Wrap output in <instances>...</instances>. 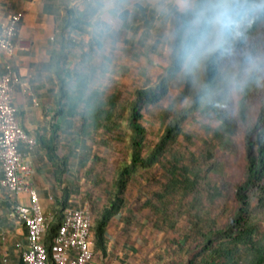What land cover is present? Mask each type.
<instances>
[{"label":"trees","instance_id":"16d2710c","mask_svg":"<svg viewBox=\"0 0 264 264\" xmlns=\"http://www.w3.org/2000/svg\"><path fill=\"white\" fill-rule=\"evenodd\" d=\"M132 5L136 18L142 7L137 0ZM74 11L69 9L57 22L50 70L58 90L48 122L51 130L38 134L37 142L60 184L69 163L58 146L59 119L76 121L77 139L96 142L101 134L99 143L105 137L125 142L129 158L117 167L108 201L95 213V248L106 251L107 226L129 206L134 174L160 167L156 190L141 205L156 218L159 229H176L180 215L186 224L184 231L176 229L167 248L172 256L163 264H264V0H193L184 9L173 8L169 64L153 82L126 96L104 86V64L95 62L111 33L125 36L126 30L107 32ZM112 16L108 22L116 19ZM118 17L129 26L124 16ZM172 87L181 89V102L167 110L162 133L148 144L143 109L158 105ZM202 112L215 116L220 122L217 133L227 136L228 147L241 158L239 178L212 179L222 168L212 143L202 158L179 149L187 120ZM122 126L123 134L117 132ZM221 200L224 205L215 213L213 206ZM70 205L71 192L62 188L44 237L49 264H56L54 241Z\"/></svg>","mask_w":264,"mask_h":264},{"label":"crops","instance_id":"0c3cea01","mask_svg":"<svg viewBox=\"0 0 264 264\" xmlns=\"http://www.w3.org/2000/svg\"><path fill=\"white\" fill-rule=\"evenodd\" d=\"M189 1L178 0L179 4ZM109 3L110 0H0V23L14 11L24 12L18 25L14 53L1 55L0 71L8 61L23 77H29L28 84L16 85L13 100L20 125L36 140L38 134L51 130L48 122L53 115L58 90L57 79L50 70L51 55L56 45L51 35H55L57 22L66 17L69 9H74L76 15H82L103 27L99 22L113 19L112 14L116 15L115 20H119L121 14L117 4ZM58 122L61 123L58 146L60 153L68 157L69 163L63 184L56 180L52 163L38 142L31 150H28L25 143L21 144V149L29 153L33 160L32 179L47 222L56 212V200L62 194V188L67 187L71 192L70 206H82L89 202L94 211L98 212L108 201L96 188L93 189L95 186H91L88 191V187L78 185V182L84 180L73 170L78 149L77 123L61 119ZM2 176L0 163V178ZM17 200L26 202L27 195L15 196L0 185V264H23L22 255L28 248L27 229L16 217L12 207ZM133 213L128 206L114 214L106 229V251L94 246L91 264H163V257L157 259L155 236L150 230L147 231V227L143 228L136 222ZM159 252L164 254L165 248Z\"/></svg>","mask_w":264,"mask_h":264},{"label":"rangeland","instance_id":"374dc122","mask_svg":"<svg viewBox=\"0 0 264 264\" xmlns=\"http://www.w3.org/2000/svg\"><path fill=\"white\" fill-rule=\"evenodd\" d=\"M142 7L138 14L132 10V0H110L109 5L117 4L122 16L129 23L125 28L122 20L111 22H99L107 32H121L125 29V36L112 35L103 51L96 53V64H104V86L119 90L123 96L128 91L153 82L170 62L169 27L173 8L184 9L193 4V1L181 2L178 0H137ZM113 8V7H111ZM153 8L156 11H153ZM136 13V12H135ZM98 22V21H97ZM117 40V41H115ZM103 68V69H104ZM182 91L178 87H172L167 96L158 104L150 105L143 109V123L147 128L148 144H154L163 131V118L171 106H177L181 102ZM220 122L211 113L202 112L191 117L186 122L185 135H182L178 147L184 152H194L202 158L208 144L217 147L218 158L222 163L220 171L213 172L212 179L219 181L223 177L237 179L241 175L242 161L234 154L228 143L230 140L224 133H217ZM126 128H117V132L123 134ZM221 131V130H220ZM96 142L89 139H77V151L74 158V172L77 171L84 180L78 182L79 186H91L108 199V191L112 190V182L117 167L121 162L129 158V150L124 141L110 140L99 143L102 135L96 136ZM201 160V159H200ZM85 162V163H83ZM160 167L140 169L129 182L128 198L129 207L133 210L132 217L156 238L158 256L163 259L171 257L167 251L169 243L177 236V230L186 227L184 216L180 215L176 229H159L156 227V218L142 207L141 203L147 194L155 189L160 178ZM223 200L214 204V212H219L223 207ZM43 210V208H42ZM44 212V211H43ZM95 212V211H94ZM96 213V212H95ZM150 228V229H149ZM177 246V245H176ZM165 248V252H159ZM177 248H179L177 246ZM181 256L186 258V249L181 250Z\"/></svg>","mask_w":264,"mask_h":264},{"label":"built area","instance_id":"2783aa9c","mask_svg":"<svg viewBox=\"0 0 264 264\" xmlns=\"http://www.w3.org/2000/svg\"><path fill=\"white\" fill-rule=\"evenodd\" d=\"M23 17L24 12L17 10L0 23V57L14 53L18 25ZM54 37L51 35L52 40ZM28 82L29 77H23L10 62L4 63L0 71V163L3 169L0 185L15 196L27 195L26 202L17 200L12 205L14 214L27 229L28 248L22 255L24 264H49L44 242L48 223L32 179L33 160L21 149V144L25 143L31 150L37 140L20 125L13 100L16 85ZM94 219L95 212L89 202L66 208L53 246L56 264H91Z\"/></svg>","mask_w":264,"mask_h":264}]
</instances>
